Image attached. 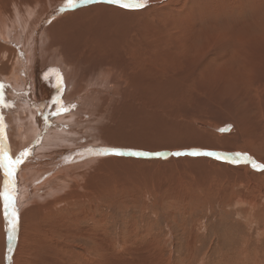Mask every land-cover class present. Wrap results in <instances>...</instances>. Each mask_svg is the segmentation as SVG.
I'll return each instance as SVG.
<instances>
[{
    "label": "bare ground",
    "instance_id": "bare-ground-1",
    "mask_svg": "<svg viewBox=\"0 0 264 264\" xmlns=\"http://www.w3.org/2000/svg\"><path fill=\"white\" fill-rule=\"evenodd\" d=\"M177 1L146 0L145 7L130 10L107 0H76L75 7L68 0H0V150L20 161L11 177L0 167V192L10 180L19 216L9 240L0 196V220L6 221L2 228L7 229L5 233L1 229L0 264H99V253L104 261L100 264H130L127 260L135 257L124 256L126 246L111 253V243L100 234L104 219L99 211L112 200L103 188L139 180L143 165H161L170 154L184 153L179 161H196L191 152H207L198 149L204 143L194 139L195 129L207 126L197 117L196 89L199 83L214 88L213 81L221 76L209 58L197 62L176 27V17H167V12L179 8L172 6ZM250 54L247 63L255 86L264 88V52L254 49ZM229 78L220 79L225 92L235 90L226 86ZM232 95L236 103L237 96ZM239 100L243 102L238 99L237 112L250 122L253 113ZM185 120L191 125L177 123ZM256 123L249 124L256 127ZM211 129L231 138V144L242 133L239 129L225 133L229 128L217 122ZM234 131L236 135H231ZM243 133L254 144L260 139L256 130ZM181 136L189 140L172 141ZM101 148L120 149L123 155H100ZM136 152L163 155L132 154ZM231 154L213 157L244 156ZM212 164L230 174L249 176L250 170L229 171L230 163L229 167L226 162ZM132 168L136 169L131 175ZM157 179V188H164L162 178ZM99 195L107 201L101 203ZM249 198L244 194L236 200ZM253 200L251 208L259 202ZM86 221L90 225L84 227Z\"/></svg>",
    "mask_w": 264,
    "mask_h": 264
},
{
    "label": "rangeland",
    "instance_id": "rangeland-1",
    "mask_svg": "<svg viewBox=\"0 0 264 264\" xmlns=\"http://www.w3.org/2000/svg\"><path fill=\"white\" fill-rule=\"evenodd\" d=\"M178 1L172 6L180 9L177 8L173 14L167 12V17H176L178 21L176 27L189 42L190 51L197 58V62L209 58L211 68L222 77L213 81L217 83L214 88L199 83L198 91L196 89L197 117L199 116V120L207 124L195 129L196 138L194 139L204 143L197 148L215 155L232 153L231 155L242 154L246 157L243 156L240 159L231 156L218 159L213 155L195 157L190 154L191 158L194 157L193 159L197 160L179 161V158L184 155L179 157L170 154L168 155L170 158L161 165L145 167L143 165L144 170L142 174L140 173L139 180L128 181L130 183L123 187L105 186L106 188H103L106 191L105 194L111 197L113 204L110 203L109 206L106 204L101 208L102 212L99 211V218L104 219L101 226L99 225L101 232L99 233L111 243V253L114 249L123 251L125 249L123 245L126 246L124 256L126 255L127 259L135 257L133 261L126 259L130 264H264V168H254L250 164L255 162L258 165H264V128L259 127L260 130L256 128L264 127V88L255 86V77L251 72L252 66L250 67L247 63V58L251 57L250 53H253L254 49L264 52V0ZM227 78L232 82L229 81V85L226 86L233 85L231 88H235V90L228 88L231 92H225L224 86H220V79ZM245 80L249 81L248 84ZM211 89H213L212 92ZM232 94L235 97L240 96L243 102L239 100V104L245 103L244 109L253 113L254 118L250 122L247 117V120L245 116L243 117L242 113L237 112L239 98L236 97L237 100H234L236 103H233ZM234 110L236 113L233 112ZM229 118L233 122H230ZM252 121L254 123L257 121L256 127L250 125ZM216 122L229 128L224 131L225 133L232 132V129L235 131L239 129L238 131L242 133L244 131L245 134L256 130L260 139L254 144L255 141L245 138L244 133L240 132L238 136V133L234 131L235 133L231 135L237 133V139H232L233 144H231V138L226 139L224 135H218L216 130L212 131L211 125ZM177 123H181L182 126L191 125V122L186 120L184 123L182 121ZM188 140V136L172 139L178 143H185ZM231 145L232 148H230ZM217 162L218 164L226 162V167L230 165L229 171L241 170L244 174L250 170L255 176L249 173L250 171L247 172L249 176L221 171L212 164ZM136 168L128 169L129 173L132 175ZM160 171L167 174L164 176ZM244 177L249 179L246 180ZM157 178H162L167 189L157 188ZM229 178L232 179L229 180ZM244 194L250 195L249 199H245L248 202H238V199H243ZM253 198L259 199L258 203L255 202V208H251L252 203H249L254 202ZM104 200H106L105 197L99 195V201L105 203ZM83 223L84 227L90 225L89 221ZM5 226L6 221L0 220V238L1 229L4 233L7 232L6 228H2ZM124 229L126 231L121 232ZM131 230H134V234ZM136 233H140L138 237ZM128 238H134L133 243ZM143 247L147 248L143 249ZM139 248L144 252H140ZM1 249L0 252H2ZM112 255L116 256V254ZM2 256L3 253H0V258L3 260ZM99 257V264L103 263L100 253ZM123 263L124 261L118 262V264Z\"/></svg>",
    "mask_w": 264,
    "mask_h": 264
},
{
    "label": "snow or ice",
    "instance_id": "snow-or-ice-1",
    "mask_svg": "<svg viewBox=\"0 0 264 264\" xmlns=\"http://www.w3.org/2000/svg\"><path fill=\"white\" fill-rule=\"evenodd\" d=\"M76 0H68V3L70 6L75 7ZM83 2L87 3L89 0H83ZM107 3L118 5L124 9H130V10H139L146 6V0H107ZM62 79V78H61ZM98 154L100 155H108V154H114V155H123V152L120 149L116 148H101L98 150ZM133 155H163L162 153H147V152H136L132 153ZM184 153L176 152L174 155H182ZM191 155H215V153L206 152V153H199V152H191ZM23 155H27V153H24ZM219 158V157H218ZM20 163L19 160H13L7 153H3L2 150H0V167L4 168L5 175L8 177H11L15 171V165ZM253 167L256 168H264V165H258L255 162L253 163ZM11 181L8 180L5 182L4 191L0 192V196L3 197L4 201V209H5V216L8 220L9 225V240H11L16 232V228L19 222V216H18V209L15 205V197L14 194L11 192ZM11 209V212L8 210Z\"/></svg>",
    "mask_w": 264,
    "mask_h": 264
}]
</instances>
